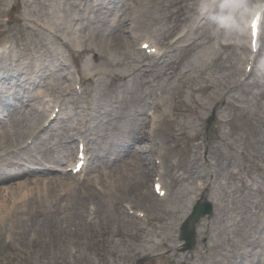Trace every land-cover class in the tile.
I'll list each match as a JSON object with an SVG mask.
<instances>
[{
	"label": "rangeland",
	"instance_id": "374dc122",
	"mask_svg": "<svg viewBox=\"0 0 264 264\" xmlns=\"http://www.w3.org/2000/svg\"><path fill=\"white\" fill-rule=\"evenodd\" d=\"M109 1L99 16L113 20L99 25L110 31L128 17L124 35L113 46L100 40L98 32L84 42L76 34L80 49L72 43L75 34L69 37L65 27L70 18L79 17L82 21L75 25L82 23V32H91L94 15L85 12L87 2L0 0V45L13 41L0 64L15 68L20 59L27 70L39 71L33 77L46 84L38 81L35 87L54 93L45 98L47 104L65 98L68 114L65 121L56 120L53 129L39 132L43 139L34 148L14 155L7 151L19 141L0 135V186L20 190L33 187L36 180L41 185L54 181L45 201L29 196L26 204L32 215L25 224L18 219L22 205L21 210L12 209L14 197L21 194H10L11 214L7 224L0 225V264H156L155 259L176 264L177 256L186 258L195 250L199 252L192 264H264V172L258 170L264 164V16L256 52L251 27L258 14L243 35L220 37L210 21L194 15L195 0ZM73 2L81 4L73 8ZM48 7L66 14L65 27L61 22L55 29L71 40L75 51L41 29L48 25L20 20L33 15L46 22ZM146 39L162 47L171 63L147 56L140 49ZM44 41L47 48L40 44ZM83 45L96 47L102 58L95 60L93 53L82 51ZM56 53L65 54L70 67L64 72L74 78L75 91L84 90L81 96L64 89L69 79L53 71ZM41 55L50 60L49 67L41 64ZM75 70L82 71L84 87H76ZM11 78L16 79L14 72ZM154 101L159 112L155 123L144 114ZM145 119L149 139L142 138ZM87 130L89 170L81 177L66 171L65 157L71 146L77 152L78 141L70 134ZM157 154L163 156L166 198L154 194ZM10 160L17 164L10 165ZM211 171L214 177L206 175ZM199 199L212 202L215 211L197 224V246L183 252L179 226ZM127 204L148 212L144 234ZM170 236L176 243L168 251Z\"/></svg>",
	"mask_w": 264,
	"mask_h": 264
},
{
	"label": "bare ground",
	"instance_id": "6f19581e",
	"mask_svg": "<svg viewBox=\"0 0 264 264\" xmlns=\"http://www.w3.org/2000/svg\"><path fill=\"white\" fill-rule=\"evenodd\" d=\"M15 2L18 4L19 3L21 4L22 0H15ZM85 2H87L89 4V5H85V6H87V9H89V12L87 10H85V12H87L88 14L90 13V15L91 14L94 15V18L92 17V19H90V23L93 24L91 32L90 31L89 32L88 31L82 32L81 29H83V27H84L83 26L84 24L82 25V23H81V26L75 25V23L80 22V20L82 21V19L79 17L78 18L77 17L76 18H74V17L70 18L71 22H73V23L67 21L66 23L69 24L70 26L65 27V24H64L65 22L63 23L62 20L66 16V14H62V12L58 11V8H55V7H48V16H47L46 22H44L40 17H36L33 15H28V17H26V18L22 17V18H20V20L26 19L30 22L33 21V22H36L40 26H47L48 25L49 27H45V28L42 27L41 29L44 31H47L54 38H57L62 43L63 47L70 49L72 51H75V47L73 45H76L80 49L82 48L81 46H78L79 44L77 42L78 41L77 36L79 38H81L80 41L83 40V42H84V41H86V39H88V40L90 38L92 39L95 32H98V37L100 38V40L111 43L114 46V43H117L118 39H121V37H122L121 34H123V32H125V25L130 21V19L128 17L121 18L119 20L120 24L117 25L116 29L114 27V29H112L110 31L104 30L105 31L104 32L102 27L108 23L110 25V21L113 19H110L109 15H108L106 17V19L103 20L102 19L103 16L101 17L99 15L102 11V8L106 7V5L110 1L107 0L105 2V0H81V3L83 5ZM73 3L74 4L71 6L73 8H77L81 4V3L77 4L76 2H73ZM43 5H45V3ZM54 16H55V19H53ZM58 22H60V23H58ZM61 22H62V25L66 28L65 31L68 33H71L69 35V37H71V35L73 36L75 34L73 36L74 40H72V41H74V42H72L73 45H72L71 40L69 38H67L63 34H62L63 35L62 36L61 33L58 30H56L57 28L59 29L60 27H62ZM100 22H101L100 25H102V27H100V25H99ZM26 26L30 27V25H26ZM76 34H77V36H76ZM144 42L149 43L148 40H146ZM40 44L43 47H46V48L48 47L47 41L41 42ZM83 46L84 47H83L82 51H87V52L93 53V58L95 60L102 58V55L100 53H96V47L85 46V45H83ZM149 47H150L149 49L152 52L157 51V48L155 45L151 44ZM49 52L52 54L55 53L52 51H49ZM64 56H65V54H63V53H56L55 54L54 59L57 61V64H56V68L53 71L60 72L61 78L69 79L68 80L69 84L63 85L64 89H72L73 80L69 75L70 73H68L66 71L64 72V69H69L68 65L65 63V61L63 59ZM169 56L170 55H166V53L163 51L162 56L159 57L158 60L161 59L163 61V63L167 62L168 64H170L172 59L170 58V60H169V58H168ZM40 57H41V59H40L41 64H44V65L46 64L45 66H48L47 64H51L50 60H48L46 57L43 58V55H41ZM157 63H159V61H157ZM13 65L16 66L14 69L18 70L19 74L21 75V77L17 78V80H19V83H16L17 85L14 88L16 91L17 90H21V91L27 90L30 88V86L36 85L38 83V81H40L39 84H41V83L44 85L46 84V83H44V79H40L38 75H36V77H33L34 74H39V71L36 70L34 72H31V71L27 70L26 67L19 60H17V63H15ZM59 66H61V67H59ZM2 69H4L5 72H9V70L3 68V66L0 67L1 71H3ZM78 71L80 73L82 72L81 70H78ZM58 78H60V77L59 76L55 77V79H58ZM7 79L12 80L9 76H7ZM70 81H71V83H70ZM21 91H19V92H21ZM44 95H45V92L39 88L36 90L33 98H31V96H29V95H23V96L18 97L20 104L15 106V110L13 109L12 111H10V112H12V114H15V115L10 122H8V121L2 122V131H1L0 135H4L5 139L7 141L9 140V141L13 142L14 140H16L18 142L24 135L32 134L34 132V131H32V127H33L32 124H33V119H35V117H33V115L35 114V112L40 110V106H38V104L36 102H31V100L37 99L38 100L37 102H42ZM158 106H161V104L158 103ZM171 106L172 105L169 104V108H171ZM76 108H80V107L78 106ZM10 112H8V113H10ZM28 122H31V123H28ZM59 129H60V125H59V128L57 129V131ZM34 137H35V134H34ZM142 138H148V135H143ZM12 148H14V147H12ZM12 148H10V149H12ZM261 149H262V152L264 154V148H261ZM196 155L198 156V153H196ZM76 162H75V165H76ZM15 164H17V161L10 160V165L14 166ZM258 170L260 172H264L263 167H259ZM0 171H2V172L4 171L1 166H0ZM158 175L161 176V179H162L163 178L162 177L163 171L160 170ZM1 180H2V178H0V181ZM40 182H41L40 180H36L33 187L23 188L20 190L19 189L13 190L11 188V186H7V187L0 186V210L3 212V215H0L2 217V219L0 218V222H2V224H0V225H4V224L6 225L7 224V219L9 217V215L11 214V209H10L9 204H8V200L10 198L9 196H10V194L16 193L18 190H19V193L21 194V196H19V197H14L15 195L13 196L14 200H13L12 209L13 208H16V209L19 208L21 210L20 205H22V209H23L22 215L20 217H18V219H20L24 224L27 221L29 222V219H30L29 216L32 215V211L28 210L30 206H28L26 204V202L29 201V196L31 194L36 195V196H43L42 201H45L46 194H48V191H51L52 188L54 187L52 185V183H54L53 180H51L49 182H47V180H44L43 181L44 185H41ZM157 182H160V181H157ZM19 184L25 187L27 183L21 182ZM70 190H71V187L68 188V191H70ZM34 192L36 194H33ZM157 195L164 196V190L163 189L160 190L157 193ZM39 200H41V199H39ZM51 201L52 200H50V203H51ZM50 203H49V205H50ZM253 214L258 216L259 213L257 211H253ZM133 219L136 222L138 221L141 223L143 228H142V230H140V232L142 234H144L145 224L149 223L150 220H145L142 217L133 218ZM173 225L174 224L170 225V230L173 229ZM173 243H174L173 238L167 237L166 245L169 247L168 251L170 250V247ZM205 252L207 253L208 251H205ZM169 256H170V254H169ZM203 259H205V258L203 257ZM155 260H156V264H164L165 263V261H163L161 259H155ZM187 261H188L187 257L185 258V257L177 256V263L176 264H185ZM170 264H171V261H170Z\"/></svg>",
	"mask_w": 264,
	"mask_h": 264
},
{
	"label": "clouds",
	"instance_id": "9594fccd",
	"mask_svg": "<svg viewBox=\"0 0 264 264\" xmlns=\"http://www.w3.org/2000/svg\"><path fill=\"white\" fill-rule=\"evenodd\" d=\"M192 10L211 22L214 35L235 37L249 29L257 14L264 16V0H195Z\"/></svg>",
	"mask_w": 264,
	"mask_h": 264
},
{
	"label": "water",
	"instance_id": "95a60500",
	"mask_svg": "<svg viewBox=\"0 0 264 264\" xmlns=\"http://www.w3.org/2000/svg\"><path fill=\"white\" fill-rule=\"evenodd\" d=\"M211 211V204L205 203V204H198L192 215L188 218L185 224V236L188 239V244H194L195 238H194V223L196 220L201 216Z\"/></svg>",
	"mask_w": 264,
	"mask_h": 264
}]
</instances>
